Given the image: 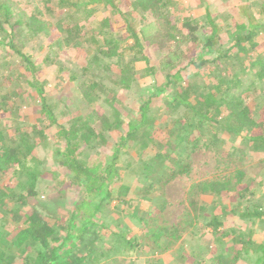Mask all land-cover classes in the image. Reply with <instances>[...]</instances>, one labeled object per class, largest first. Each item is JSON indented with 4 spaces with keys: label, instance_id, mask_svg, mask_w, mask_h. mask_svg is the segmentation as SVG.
I'll use <instances>...</instances> for the list:
<instances>
[{
    "label": "trees",
    "instance_id": "trees-1",
    "mask_svg": "<svg viewBox=\"0 0 264 264\" xmlns=\"http://www.w3.org/2000/svg\"><path fill=\"white\" fill-rule=\"evenodd\" d=\"M47 1L53 4L49 8L51 19L28 13L15 0H0V35L5 33L0 44L9 47L21 59V66L32 72V78L27 82L36 92L31 87L25 91L39 96L41 113L47 119L41 129L35 122L32 131L21 132L18 127L14 135L0 123V207L13 203L3 208L0 215V264H14L15 249L23 253L35 250L34 256L27 254L22 264H99L104 253L100 254L92 242L101 235L99 226L102 224L96 217L104 204L109 203L105 200L117 197L113 186L123 179L124 155L130 154L127 160L130 167L140 165L142 185L151 190L157 184H163L169 175H176L182 154L188 152L192 144H197L206 130H209L208 137L215 141L218 150L223 149L222 145L230 137L238 140L237 146H232L234 150L238 147L242 152L248 148L255 154L264 152V118L261 113L255 116L247 103V98L260 90L257 81L264 79V15L261 14L264 10L252 11L246 22L224 28L218 15L210 11L211 5L207 0L206 18L202 22L190 13L177 16L176 0ZM243 5L244 11L249 10L248 5ZM101 11L105 12L102 29L98 31L91 27L84 30L85 25H80V22H87ZM137 13L143 14V19L148 13L155 18L159 28L154 37L137 29V23H134ZM113 21L120 25L123 23L120 33L113 29ZM18 33L49 40L42 62L52 63L54 56L59 55L66 45L73 46L78 53L85 51L83 56L89 60L81 68L74 69L75 59H67L72 64L69 82H75L72 99L85 103L86 107L98 101L101 104L92 107L91 112L78 113L68 123L60 122L55 112L56 104L47 92L48 81H40L36 76L42 62L37 63L33 53L26 52L17 44ZM149 46H153L157 54L169 51L165 81L161 83L157 79L161 68L159 64L151 63ZM54 47L58 49L52 50ZM190 52L194 53L191 60L179 67L176 59ZM138 62H144L141 68L145 69L140 70ZM191 67L202 68L205 73L209 68L219 72L212 77L215 82L210 84L196 79L200 72L183 73ZM146 69L149 70L148 75ZM111 71L116 77L114 84H122L125 90H138L139 104L136 109L126 105L127 117H123L116 106L120 96L114 85L108 86L105 78ZM248 71L251 74L245 73ZM248 77L252 81L246 84ZM146 81L148 84L143 85ZM243 84L247 86L242 87ZM106 86L107 91L103 94ZM150 86L156 90L155 94L161 95L158 98L165 96L168 108L176 116L164 137H154L152 133L147 137L146 131L154 128L158 121L152 114L154 97H146L144 93L150 91ZM167 89H172L170 94L165 93ZM101 100L111 103L114 112L103 110ZM258 105L264 108L263 103L258 102ZM70 106L67 103V107ZM98 120L100 125H96ZM46 129H52L60 140V146L56 148L58 164L64 168L66 181H70V187L76 193L66 225H59L61 219L57 216H54L55 222H51L48 213L35 199L41 193L39 182L44 168L40 167L41 160L31 156L36 144L28 141L33 139V134L45 136ZM109 141L112 143L106 144ZM148 144L152 145L154 153L149 159H144L143 152L138 150L144 151ZM98 148L105 155L92 158V152ZM13 176L16 183L9 188L5 181ZM254 184L258 185L254 187ZM258 188L264 190V174L258 180L244 168H236L228 178L194 183L188 190V196L195 213L188 211L179 225L164 226L151 221L146 225L150 227L155 242L161 238L170 244L183 241L186 232L195 233L189 229L195 216H201L198 206L200 194L222 193L237 197V203L228 215L235 214L239 223H244L248 229L245 231L240 226L239 229H223L225 216H214L209 225L215 241L223 242V246L219 253L214 254L210 264H264V240L255 239L256 233L264 230V204L255 199ZM249 194L250 199L247 197ZM127 201L131 206L134 198ZM245 201L249 203L244 205ZM135 213L140 221H148L151 217V210L143 206L136 208ZM12 221L19 226L9 225ZM133 238L129 240L130 247L139 244Z\"/></svg>",
    "mask_w": 264,
    "mask_h": 264
},
{
    "label": "rangeland",
    "instance_id": "rangeland-1",
    "mask_svg": "<svg viewBox=\"0 0 264 264\" xmlns=\"http://www.w3.org/2000/svg\"><path fill=\"white\" fill-rule=\"evenodd\" d=\"M21 8H24L28 13H35L42 18L51 19L49 8H52L53 4L48 3L47 0H15ZM51 1V0H50ZM210 5V11L214 15H218L220 22L223 27L226 28L230 25H235L238 22H246L252 11L264 10V0H207ZM207 1L201 0H176L177 16L192 14L195 19L199 22L204 21L206 17L205 6L208 4ZM46 2L48 4H46ZM246 4L249 6V10L244 11L242 6ZM122 5L120 1L119 6ZM99 9L102 8L97 6ZM104 11L99 12L97 15L90 18L87 22H80L83 24V29L91 28L100 31L102 29V19L105 14ZM264 15V12L261 13ZM138 30H144L146 35L155 36L159 24L155 21V18L151 14H146L143 19V14H136V21ZM135 23V24H136ZM89 24H92L89 25ZM124 26L123 23L118 24L113 21V29L120 33V30ZM5 33H1L0 38H3ZM225 38L226 35L224 34ZM62 37L64 35L62 34ZM17 44H20L22 48L28 53H33L34 60L37 63L42 62L43 56L47 52V45L50 43L48 39L43 37H33L31 34L23 35L18 33L16 37ZM58 49L54 47L52 50ZM175 49V48H173ZM151 63H157L160 65V71H158V80L161 83L165 81L164 75L167 72L166 55L169 51H164L163 54L154 53L153 46L147 48ZM85 51L77 52L73 46L66 45L59 51V55H55L53 62L47 61L42 62L40 65L37 77L40 81L47 80V92L51 95V99L55 102V112L58 115L59 121L63 122L73 118L78 113L91 112L92 107H98L96 102L91 107L88 104H81L77 100L73 101V87L75 82H69L70 68L72 67L71 60L74 58L73 64L74 69L81 68L88 62V58L83 56ZM80 55V57H79ZM194 53L190 52L180 59H176L177 65L183 67L191 60V56ZM129 56V55H128ZM132 58V57H131ZM212 58V56H207ZM113 60H116L114 58ZM60 62V63H58ZM22 61L19 59L17 54H13L9 47L0 44V123L2 127H6L8 131L14 135L16 129L20 127L23 131H32L33 124L37 122L38 128L45 127L47 119L45 115L41 113V104L39 103V96L35 93H27L25 89H36L29 86L28 80L32 78V72L21 66ZM138 68L144 66V62L137 63ZM222 68V67H221ZM220 68V70H221ZM243 68V67H242ZM145 69L141 68L140 70ZM249 70V69H247ZM148 69H146V75H148ZM250 71V70H249ZM245 72L247 74H251ZM200 72L199 81L204 80L210 84H213L215 80L212 79L219 70L213 71L211 68L194 69L186 68L183 73L189 75V73ZM142 73V72H141ZM140 75V74H139ZM253 78L254 76L251 75ZM248 77L244 83L252 81ZM105 78L107 79L108 86L113 84L115 90L118 93L119 99L116 106L121 111L123 117H127L126 105L136 109L139 104L138 101V90L137 89H124L122 84H114L116 77H113L112 71L107 73ZM114 80V81H113ZM146 80V79H145ZM149 81L143 82V85H147ZM203 82V81H202ZM241 85L245 87L247 85ZM142 85V86H143ZM258 89H260L255 96L247 98L253 114L259 115L261 113L264 118L263 105L259 107L258 102L264 104V79L257 81ZM108 86L105 87L103 94L106 93ZM31 87V88H30ZM172 90V89H171ZM170 89H167L165 93H171ZM155 89L150 86V91L144 93L147 96L154 97L153 99V111L152 114L156 115L158 121L154 128L148 129V135L157 137L167 132L172 126V121L175 119L174 112L168 108L165 101V96L155 94ZM164 94V93H163ZM76 95V94H75ZM257 96V98H256ZM76 98V97H74ZM102 101V100H101ZM103 102V101H102ZM71 105L70 107H67ZM103 110L114 112L112 104L109 102H103ZM19 106V109H16ZM102 107V105H101ZM71 108L73 111L71 112ZM82 109V111H80ZM130 113V109H129ZM41 116V117H40ZM99 116L97 115V118ZM96 125H100V120L96 122ZM100 127V126H99ZM101 128V127H100ZM152 133V134H151ZM209 130L204 131L197 144H192L189 151L182 154V160L178 164V169L169 175L163 184H157L155 188L148 190L145 185H142V177L140 172V165L133 164L131 167L127 165L128 157L124 155L122 158L123 164V179L121 182L113 186L115 189V195L113 199H107V204H104L102 209L98 212L96 219L102 226H99L100 237L99 239L93 240V245L97 247L100 254H103L102 260L99 264H210V260L214 254L219 253V249L223 246V242L215 241V234L213 233L212 226L209 222L214 216H225L224 228H238L242 227L247 231L245 224H240L239 220L235 217V214L228 215L230 211L237 203V197H231L222 193L207 194L202 193L198 196L199 214L201 216H195L190 231L193 229L195 233L193 235L186 232L184 236L185 240H178L176 243L170 244L164 238L159 241H154L151 237L152 231L147 224L149 221L164 225V226H176L179 225L185 214L188 211L195 213L194 208L190 204V197L188 196V190L193 186L194 183L204 182L216 178H228L233 174L236 168H244L249 174L257 178H262L264 174V165L262 160L264 159V152L261 154L250 152L249 148L243 152L237 146L238 140L227 139L226 144L222 145L223 149H217L215 141H210ZM46 136V137H45ZM45 136H39L33 134V139L29 140V143L36 144L31 156H34L36 160H41V168H44V175L42 176L39 186L40 195L36 197L40 208L48 213L49 217L54 221V216L60 218L59 225H66L68 217L71 214V201L76 199V193L73 192L70 187V181L67 180V175L64 168L58 164V158L56 154V148L60 146V140L54 134L52 129H46ZM111 140V139H110ZM233 141V142H232ZM35 142V143H34ZM111 141L106 144L110 145ZM1 144V142H0ZM219 144V143H218ZM234 148V149H233ZM234 150V151H231ZM101 148L96 149L92 152V158L101 157L105 155ZM142 157L149 159L154 151L152 145L148 144L143 148ZM223 152V153H222ZM188 154L190 157H187ZM134 156H132L133 158ZM181 164H187L183 166ZM9 184V188L14 187L16 179L13 176L5 181ZM258 184H254L256 187ZM113 190V191H114ZM130 197L134 198L133 204L130 206L126 203L130 200ZM249 199L251 195L247 196ZM255 199H258L264 204V190L257 189ZM40 200V201H39ZM111 200V201H109ZM129 202V201H127ZM215 203V204H212ZM244 205L248 204L249 201L243 202ZM12 206L13 203L6 204L4 207H0V215L7 208ZM146 207V210H151V217L148 221H140L136 217L135 210L139 207ZM201 212V213H200ZM20 214V211H19ZM226 220V221H225ZM57 221V220H56ZM9 225L19 226L17 222H10ZM104 226V227H103ZM60 227V226H59ZM97 227V226H96ZM197 228V229H195ZM226 228V229H227ZM222 229V227H221ZM239 229V228H238ZM99 233V234H100ZM135 238L137 244L134 247H130L129 240ZM133 238V239H134ZM152 239V242L149 240ZM183 238V237H182ZM255 239L258 241L264 240V230H259L256 233ZM184 243V244H182ZM23 250V249H22ZM21 250L15 249L16 258L14 264H22L26 261L27 254L34 256L35 250L23 253ZM221 252V251H220ZM13 256V254H10Z\"/></svg>",
    "mask_w": 264,
    "mask_h": 264
}]
</instances>
